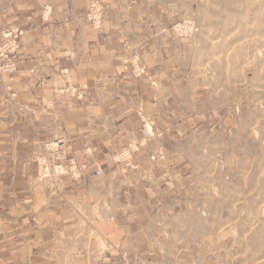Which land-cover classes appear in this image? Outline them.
Listing matches in <instances>:
<instances>
[{"label":"crops","instance_id":"obj_1","mask_svg":"<svg viewBox=\"0 0 264 264\" xmlns=\"http://www.w3.org/2000/svg\"><path fill=\"white\" fill-rule=\"evenodd\" d=\"M130 1L103 0L108 23L97 31L84 19L89 0H0V42L5 28L25 30L18 71L0 73V264H163L173 196L133 182L147 173L140 166L127 176L112 162L139 132L141 110L154 112L148 82L127 78L134 44L115 30ZM68 81L83 97L62 92ZM60 138L85 166L81 179L40 176L42 143Z\"/></svg>","mask_w":264,"mask_h":264},{"label":"rangeland","instance_id":"obj_2","mask_svg":"<svg viewBox=\"0 0 264 264\" xmlns=\"http://www.w3.org/2000/svg\"><path fill=\"white\" fill-rule=\"evenodd\" d=\"M92 1L84 19L101 31L108 6L97 0L95 24ZM126 9L115 30L134 44L123 56L127 78L148 82L154 112L141 110L139 132L112 162L140 166L147 173L133 182L167 185L164 198L173 196L161 262L264 264V0H131ZM70 81L62 92L78 100L83 90ZM147 121L155 135L141 144Z\"/></svg>","mask_w":264,"mask_h":264},{"label":"built area","instance_id":"obj_3","mask_svg":"<svg viewBox=\"0 0 264 264\" xmlns=\"http://www.w3.org/2000/svg\"><path fill=\"white\" fill-rule=\"evenodd\" d=\"M101 6L97 0H93L90 4L89 14L87 19L95 24L99 23L101 18ZM25 35V30L22 28H5L1 32L0 42V73L14 76L18 71V63L22 52V38ZM63 75L69 76V71L64 70ZM76 93V89H72ZM82 97V94L80 95ZM153 123L146 122L143 128V136L141 142H137L128 148L124 149L116 158L117 161L128 160L131 153L135 152L139 143L144 144L154 136ZM42 148L45 156L40 158L38 165L40 176L46 177L53 170L57 175H69L75 179H81L85 166H80L77 160L69 156V143L60 138L53 139L42 143ZM96 174L101 176L102 170L98 168Z\"/></svg>","mask_w":264,"mask_h":264}]
</instances>
